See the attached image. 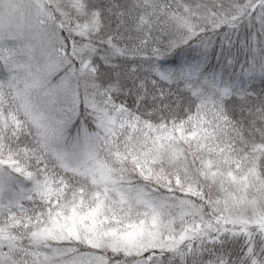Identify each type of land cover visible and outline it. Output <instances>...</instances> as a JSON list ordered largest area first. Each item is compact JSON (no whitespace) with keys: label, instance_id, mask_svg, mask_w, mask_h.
I'll list each match as a JSON object with an SVG mask.
<instances>
[{"label":"snow or ice","instance_id":"snow-or-ice-1","mask_svg":"<svg viewBox=\"0 0 264 264\" xmlns=\"http://www.w3.org/2000/svg\"><path fill=\"white\" fill-rule=\"evenodd\" d=\"M0 264H264V0H0Z\"/></svg>","mask_w":264,"mask_h":264}]
</instances>
